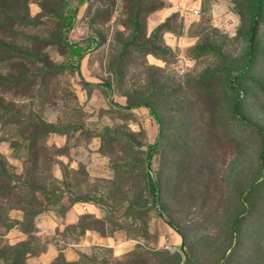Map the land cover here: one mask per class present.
Instances as JSON below:
<instances>
[{
    "label": "rangeland",
    "instance_id": "obj_1",
    "mask_svg": "<svg viewBox=\"0 0 264 264\" xmlns=\"http://www.w3.org/2000/svg\"><path fill=\"white\" fill-rule=\"evenodd\" d=\"M0 45V264H218L256 179L225 264H264V0H0Z\"/></svg>",
    "mask_w": 264,
    "mask_h": 264
},
{
    "label": "trees",
    "instance_id": "obj_2",
    "mask_svg": "<svg viewBox=\"0 0 264 264\" xmlns=\"http://www.w3.org/2000/svg\"><path fill=\"white\" fill-rule=\"evenodd\" d=\"M86 1L87 0H77L78 4H84ZM70 11H71V9H70ZM76 12H77V9H74L72 13L62 15V16H60V18L63 20L64 26L66 27V35H65L64 41H66L67 45L69 46L70 56L72 58L76 57L78 60H81L84 56V52L88 48L86 45H83L82 43H88L89 39H84L82 41H69L67 39L68 31H70L73 28V25H74V22L76 19V14H75ZM262 16H263V6H262V3L260 1H257L254 18H253V21H252V24L250 27V31H249V47L247 50V58H246V64H245L247 69H252V67L254 66L255 45H256V41H257L258 29L261 25L262 18H263ZM7 51L10 52V50H7ZM11 51L14 52V50H11ZM70 66H73V65H70ZM240 76H241V73H240V75H237L236 77H240ZM231 85H232V82H230V80H228L227 87L231 88ZM140 105H146V104L137 103L134 106H140ZM241 105H242L241 100H237L235 103L234 110H233L235 120H238V116H239L238 113H239V109H240ZM151 111L154 114V116L156 117V119L158 120V122L161 123V119H160L159 115L157 114V112L153 108H151ZM38 125H37L38 128L41 130L40 133H42V134H44V133L49 134L51 132L57 131V130H55L54 127L47 126L43 122H39ZM249 125L251 127H253L254 129H256L257 132L260 133L262 135V137L264 138V128H262L258 125H255V124H249ZM155 148H156L155 144L150 145L148 156H151L153 154V151L155 150ZM259 159H260V169H261V172L263 174L262 176H264V148L259 155ZM262 182L263 181H261L259 179L253 180L245 188V190L243 192L244 202H245L244 212H243V214H240L239 216H237L235 218V220L233 221V227H232V233H231V243L229 245V249H231V252L228 253L227 255L224 254L222 259L219 261L218 264L229 263V260H231L234 257V254L236 253L235 251L238 247L237 246L238 240L236 239V237L238 236L240 225L246 217H248L249 215H251L253 213V208H254L255 203L252 200V198L254 197V194L256 193L257 189L261 186ZM150 185H151V190H152V195H153L152 196L153 202L155 203L159 200V195H160L161 191H160V188L158 186V183L152 178H150ZM167 222L178 233L183 235L182 230L177 225H175L171 220H167ZM18 224L19 223H17V225ZM26 225L28 227L30 225V223L26 224ZM235 235H236V237H235ZM233 250H234V252H233Z\"/></svg>",
    "mask_w": 264,
    "mask_h": 264
},
{
    "label": "water",
    "instance_id": "obj_3",
    "mask_svg": "<svg viewBox=\"0 0 264 264\" xmlns=\"http://www.w3.org/2000/svg\"><path fill=\"white\" fill-rule=\"evenodd\" d=\"M189 263V258L186 259V263L185 264H188Z\"/></svg>",
    "mask_w": 264,
    "mask_h": 264
}]
</instances>
